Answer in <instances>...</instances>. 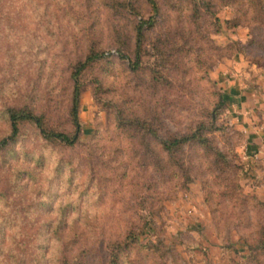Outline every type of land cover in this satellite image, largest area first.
Instances as JSON below:
<instances>
[{"label":"rangeland","instance_id":"rangeland-1","mask_svg":"<svg viewBox=\"0 0 264 264\" xmlns=\"http://www.w3.org/2000/svg\"><path fill=\"white\" fill-rule=\"evenodd\" d=\"M156 3L0 0V139L10 107L72 132L73 64L100 53L79 74L74 144L20 120L0 145V264H112L113 252L115 264L262 259L242 235L264 237V0ZM220 93L208 146L231 154L241 191L262 201L248 212L219 198L210 147L161 148L208 119Z\"/></svg>","mask_w":264,"mask_h":264},{"label":"trees","instance_id":"trees-1","mask_svg":"<svg viewBox=\"0 0 264 264\" xmlns=\"http://www.w3.org/2000/svg\"><path fill=\"white\" fill-rule=\"evenodd\" d=\"M152 8L154 10H157V3L156 0H147ZM153 16H150L146 21L142 22H152ZM137 35L138 37L141 36V24L138 25L137 28ZM124 56L123 54H121ZM100 56V53L90 51L86 54L84 59L78 60L73 64L71 76L74 80L73 82V88H72V94H71V105L69 109V114L71 116L72 123L74 125V129L72 132H66L63 130H57L49 127L47 123L44 120V117L42 114H38L34 112L31 109L28 108H14L10 107L8 109V115L10 119L11 129L10 133L0 139V145L5 144L7 141L14 139L18 133V124L20 120H29L33 122L36 127L39 129L40 134L48 139H54L58 140L64 144L72 145L74 144L79 137V132L81 128V124L79 121L78 116V109H79V99H80V92H81V84L79 79L80 72L86 67V65ZM225 103V97L223 93H220L218 95V99L214 104V110L210 112L208 119L206 120H200L198 121L194 128L189 132H176L168 134L165 137H162L160 139L161 148L168 154H173L177 151H181L184 147V145L187 144H198L202 147H210L208 146V136L206 134L207 131H213L222 128V125H220L217 122V108ZM135 126L146 130L148 132H151L155 135H157V130L150 122H147L145 120H136L134 121ZM211 148V159L209 161V168L211 170H215L216 176L221 177V179L224 182V187L226 189L225 192H221L219 194V198L223 199L224 194H228L230 199L233 202H238L242 208L245 210L247 209V212L250 211V208L262 205V201H260L256 196L253 194H247L241 191L240 185L237 181L236 175L237 171L240 168L234 160H232L231 154L228 152L217 148V147H210ZM199 166V165H198ZM196 165V167H198ZM197 172L200 174L201 178H204V171L199 172V169L197 168ZM231 174V175H230ZM203 182L205 183L206 180L204 179ZM208 198V204L211 208V212L214 215V217L217 216V214L222 215V212H219L220 210L214 205V203L209 200ZM221 199L218 200V203L221 202ZM219 221H216V224ZM251 234L252 232L248 233V235H242V239L244 241V244L248 247V249L251 251V258L255 260L258 258L259 255H263L262 259H259V264H264V253L263 254H257L258 251L264 250V237H254L251 241ZM111 263L115 264V256L116 253L113 252Z\"/></svg>","mask_w":264,"mask_h":264}]
</instances>
